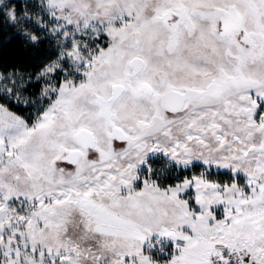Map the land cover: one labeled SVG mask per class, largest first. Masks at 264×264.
Returning <instances> with one entry per match:
<instances>
[{
	"label": "snow or ice",
	"instance_id": "obj_1",
	"mask_svg": "<svg viewBox=\"0 0 264 264\" xmlns=\"http://www.w3.org/2000/svg\"><path fill=\"white\" fill-rule=\"evenodd\" d=\"M0 264H264V0H0Z\"/></svg>",
	"mask_w": 264,
	"mask_h": 264
},
{
	"label": "trees",
	"instance_id": "obj_2",
	"mask_svg": "<svg viewBox=\"0 0 264 264\" xmlns=\"http://www.w3.org/2000/svg\"><path fill=\"white\" fill-rule=\"evenodd\" d=\"M0 55H3L5 59H8L18 55V51L14 45H9L3 50V52H0Z\"/></svg>",
	"mask_w": 264,
	"mask_h": 264
}]
</instances>
